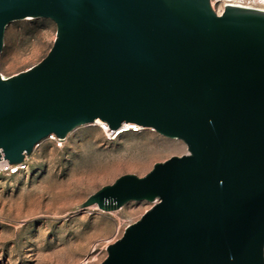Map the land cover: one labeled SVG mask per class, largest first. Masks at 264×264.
I'll list each match as a JSON object with an SVG mask.
<instances>
[{
    "label": "water",
    "instance_id": "water-1",
    "mask_svg": "<svg viewBox=\"0 0 264 264\" xmlns=\"http://www.w3.org/2000/svg\"><path fill=\"white\" fill-rule=\"evenodd\" d=\"M211 1L0 0V54L11 22L56 25L41 61L0 74V159L97 119L186 144L79 205L152 203L99 264H264V11Z\"/></svg>",
    "mask_w": 264,
    "mask_h": 264
},
{
    "label": "rangeland",
    "instance_id": "rangeland-1",
    "mask_svg": "<svg viewBox=\"0 0 264 264\" xmlns=\"http://www.w3.org/2000/svg\"><path fill=\"white\" fill-rule=\"evenodd\" d=\"M259 1L215 0L212 6L218 13L227 2L264 8ZM55 31V23L47 18L11 22L5 30L0 74L6 78L41 61ZM186 153L182 140L151 128L108 135L90 123L63 139L43 138L25 157V169L0 175V264L101 263L107 245L152 203L129 201L110 212L79 205L123 174L141 177L155 163Z\"/></svg>",
    "mask_w": 264,
    "mask_h": 264
},
{
    "label": "built area",
    "instance_id": "built-area-1",
    "mask_svg": "<svg viewBox=\"0 0 264 264\" xmlns=\"http://www.w3.org/2000/svg\"><path fill=\"white\" fill-rule=\"evenodd\" d=\"M141 130H142L141 126L137 124H130L125 131L140 132ZM115 134H118L117 131H115ZM49 136L50 137L52 136V138H55L52 134ZM25 168H26L25 159L22 162L17 163V164H10L6 159H3V158L0 159V175L16 174Z\"/></svg>",
    "mask_w": 264,
    "mask_h": 264
},
{
    "label": "bare ground",
    "instance_id": "bare-ground-1",
    "mask_svg": "<svg viewBox=\"0 0 264 264\" xmlns=\"http://www.w3.org/2000/svg\"><path fill=\"white\" fill-rule=\"evenodd\" d=\"M213 1H215V0H212L211 1V4L213 3ZM260 1L262 3H264V0H260ZM260 1H259V3H260ZM225 5H233V6H238V7L253 8V9H259V10H263L264 11V8L252 7V6L244 5V4H241V3L227 2V3L224 4V6ZM224 6H223V8H224ZM3 79H5V78L3 77ZM93 123L99 124L108 135H114L115 134V131L116 130H114V131L111 132V130L108 128V126H107V124L105 122L97 119ZM127 127H128V125H122L120 128L117 129V133L118 134L119 133H122L123 131H125L127 129Z\"/></svg>",
    "mask_w": 264,
    "mask_h": 264
}]
</instances>
